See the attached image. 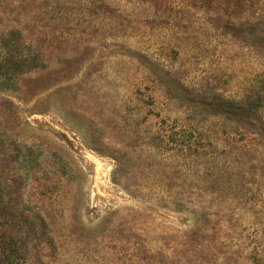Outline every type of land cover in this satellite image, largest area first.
Segmentation results:
<instances>
[{"label": "rangeland", "instance_id": "rangeland-1", "mask_svg": "<svg viewBox=\"0 0 264 264\" xmlns=\"http://www.w3.org/2000/svg\"><path fill=\"white\" fill-rule=\"evenodd\" d=\"M12 31L9 264H264V0H0Z\"/></svg>", "mask_w": 264, "mask_h": 264}, {"label": "trees", "instance_id": "trees-1", "mask_svg": "<svg viewBox=\"0 0 264 264\" xmlns=\"http://www.w3.org/2000/svg\"><path fill=\"white\" fill-rule=\"evenodd\" d=\"M18 35L16 31L8 32L0 40V46L5 51L0 57V88L16 87V77L26 72L28 67H34L31 65H35L32 64L35 61L33 54L17 42ZM0 255V264L11 263L10 254L0 253Z\"/></svg>", "mask_w": 264, "mask_h": 264}]
</instances>
